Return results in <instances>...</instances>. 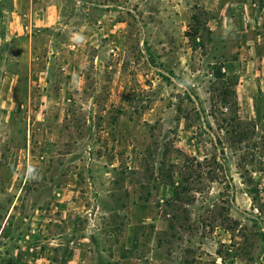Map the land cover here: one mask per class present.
I'll use <instances>...</instances> for the list:
<instances>
[{
  "label": "rangeland",
  "instance_id": "1",
  "mask_svg": "<svg viewBox=\"0 0 264 264\" xmlns=\"http://www.w3.org/2000/svg\"><path fill=\"white\" fill-rule=\"evenodd\" d=\"M258 8L0 0V264H264V174L254 201L212 109L224 62L264 132ZM186 173L194 199L168 229Z\"/></svg>",
  "mask_w": 264,
  "mask_h": 264
},
{
  "label": "trees",
  "instance_id": "2",
  "mask_svg": "<svg viewBox=\"0 0 264 264\" xmlns=\"http://www.w3.org/2000/svg\"><path fill=\"white\" fill-rule=\"evenodd\" d=\"M202 31L211 33L208 28H203ZM224 65V62L219 64L217 68L218 71L214 74V78L216 79L215 84L216 87L219 88V92L212 101V109H215V112L219 115V122L222 125L219 129L220 131L223 129L224 135L226 136L224 138L225 143L228 145V148L231 149V154L236 157L238 167H240L249 178L247 186L251 189L250 193L254 195V197H252L255 201L259 198V190L256 185L251 187L253 183L251 172L254 170L264 174V132L259 127V121L256 122V120H259V116H262V111L255 108V118L253 120H242L240 118L234 90L238 82V76L229 75L224 70ZM257 94L261 98L263 97L260 88L257 89ZM218 142L222 143L221 140ZM220 153L223 155L222 150ZM213 161H215V159H213ZM215 163L217 164L216 161ZM219 170L221 173L225 172L223 166H220ZM189 177V173L184 175L180 174L176 185H174V182L169 178L171 186H174H172L173 191L171 195L164 201V214L168 223V229H179V225L182 224L180 215L184 214L185 211H182V209H184V205L187 206L191 203L192 198L194 199ZM256 209L259 216L264 214V204H259ZM225 221H230V218H226ZM225 224L222 222L220 226L223 227ZM229 225L230 226L226 225V230H235L239 233L237 227L239 224L236 221H233L232 224Z\"/></svg>",
  "mask_w": 264,
  "mask_h": 264
},
{
  "label": "crops",
  "instance_id": "3",
  "mask_svg": "<svg viewBox=\"0 0 264 264\" xmlns=\"http://www.w3.org/2000/svg\"><path fill=\"white\" fill-rule=\"evenodd\" d=\"M19 2L21 0H18ZM22 4V3H21ZM259 10H257L258 15H256L255 17H247L246 19V23L245 25H249V27H253L259 31H263L264 30V8H258ZM256 18V19H255ZM257 37L259 38L258 40L261 41L258 43V46L261 47L262 43L264 42V39H260L261 35H257Z\"/></svg>",
  "mask_w": 264,
  "mask_h": 264
}]
</instances>
